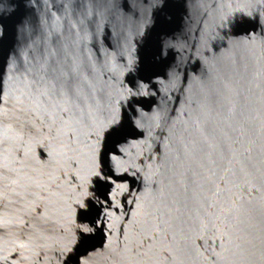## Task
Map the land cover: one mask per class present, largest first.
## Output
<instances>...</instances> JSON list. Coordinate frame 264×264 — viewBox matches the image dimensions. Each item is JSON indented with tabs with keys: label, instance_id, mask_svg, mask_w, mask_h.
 <instances>
[{
	"label": "water",
	"instance_id": "obj_1",
	"mask_svg": "<svg viewBox=\"0 0 264 264\" xmlns=\"http://www.w3.org/2000/svg\"><path fill=\"white\" fill-rule=\"evenodd\" d=\"M78 260L264 264V0H0V264Z\"/></svg>",
	"mask_w": 264,
	"mask_h": 264
},
{
	"label": "snow or ice",
	"instance_id": "obj_2",
	"mask_svg": "<svg viewBox=\"0 0 264 264\" xmlns=\"http://www.w3.org/2000/svg\"><path fill=\"white\" fill-rule=\"evenodd\" d=\"M132 94L133 93H131V91L129 90V95ZM105 130L109 139L122 137L125 133L124 125L118 121H115V119H113L112 126L110 128H107L106 126L105 129H102V131ZM117 151L119 150L117 149ZM91 175L95 178L98 188L100 189L105 188L108 184H112L114 186V182L109 179L110 173L104 171L103 163L94 162V167ZM105 199L108 201V207H115L116 211H119V207L115 206L113 197L110 192L105 197ZM98 200L99 196H90L87 193H84L83 196L76 201V208L81 217V224L77 229L81 236L79 244L81 247L85 248V251L82 253L85 258H89V242L91 241L96 231L101 230L102 221L100 220L99 212L96 208V202ZM104 227H107V225H104ZM78 264H83V261L78 260Z\"/></svg>",
	"mask_w": 264,
	"mask_h": 264
}]
</instances>
